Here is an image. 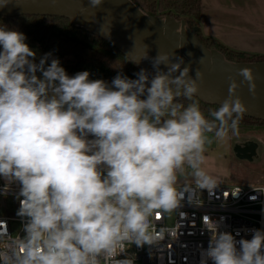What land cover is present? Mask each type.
I'll return each instance as SVG.
<instances>
[{
    "label": "clouds",
    "instance_id": "1",
    "mask_svg": "<svg viewBox=\"0 0 264 264\" xmlns=\"http://www.w3.org/2000/svg\"><path fill=\"white\" fill-rule=\"evenodd\" d=\"M26 40L0 25V178L5 193L20 186L24 221L23 237L0 233V264H134L128 245L151 249L172 231L154 227L157 215L218 187L206 152L239 135L246 105L237 93L242 84L257 93L254 71L230 78L227 98L206 116L193 99L205 74L191 76L182 57L158 52L153 73H117L109 83L89 71L69 75L51 52L37 62ZM145 59L148 51L132 63ZM181 177L191 183L178 186ZM214 223L200 264H264V228L237 240L240 231Z\"/></svg>",
    "mask_w": 264,
    "mask_h": 264
},
{
    "label": "water",
    "instance_id": "2",
    "mask_svg": "<svg viewBox=\"0 0 264 264\" xmlns=\"http://www.w3.org/2000/svg\"><path fill=\"white\" fill-rule=\"evenodd\" d=\"M0 16L69 19L75 26L106 38L134 61L143 59L148 51L149 59L139 63L147 71L146 66L152 67V58L158 52L173 54L174 58L182 57L184 66L192 68L191 76H195L196 69L204 72L196 97L207 104L219 106L227 98L230 78L242 81L243 77L238 75L242 68H251L256 82L264 81L263 63L228 62L219 51L203 45L197 36L201 31L199 27L191 29L185 21L171 17H150L131 0H104L102 7L97 9L90 7L89 0H11L7 7L0 8ZM98 24L105 28L108 37L92 29ZM237 94L246 105L243 116L264 121V88L257 85V93L253 95L248 86L242 84ZM236 151L238 153L240 149L236 148Z\"/></svg>",
    "mask_w": 264,
    "mask_h": 264
},
{
    "label": "trees",
    "instance_id": "3",
    "mask_svg": "<svg viewBox=\"0 0 264 264\" xmlns=\"http://www.w3.org/2000/svg\"><path fill=\"white\" fill-rule=\"evenodd\" d=\"M131 1L150 17H171L185 21L191 29L200 28L202 0ZM0 25L23 32L27 37L26 43L37 53V62L40 57L51 52L69 75L89 71L91 79H102L110 83L117 73L135 79V73L144 69L139 64L132 63L134 60L109 40L75 26L69 19L47 16L14 18L0 16ZM197 36L205 47L219 51L228 62L264 63V55L234 51L212 37L203 36L201 31ZM193 99L199 102L206 116L209 110L219 107L207 104L197 97ZM178 102L187 105L190 101L181 98ZM250 129L264 130V121L243 116L239 123V133Z\"/></svg>",
    "mask_w": 264,
    "mask_h": 264
},
{
    "label": "built area",
    "instance_id": "4",
    "mask_svg": "<svg viewBox=\"0 0 264 264\" xmlns=\"http://www.w3.org/2000/svg\"><path fill=\"white\" fill-rule=\"evenodd\" d=\"M19 190L20 186L14 183L5 193V183L0 184V197L15 201V211L0 216V233L7 232L13 235V239L24 235V221L17 215L20 207V200L17 199ZM196 200L198 203L194 204L185 200L171 214L161 212L153 219V225L158 231L161 228L172 230L165 232L156 247L150 249L147 246L137 248L128 245L125 255L134 254V264L137 261H142V264H200V246H208L211 230L216 227L214 222L219 223L220 231L233 234L240 231L237 240L242 237L251 238L247 229L264 228V185L218 184L211 194L207 190L198 192ZM205 217L210 220L206 221ZM0 247H6V243L0 244Z\"/></svg>",
    "mask_w": 264,
    "mask_h": 264
},
{
    "label": "crops",
    "instance_id": "5",
    "mask_svg": "<svg viewBox=\"0 0 264 264\" xmlns=\"http://www.w3.org/2000/svg\"><path fill=\"white\" fill-rule=\"evenodd\" d=\"M199 23L205 37L237 52L264 55V0H202ZM184 183L191 179L180 178L179 185Z\"/></svg>",
    "mask_w": 264,
    "mask_h": 264
},
{
    "label": "rangeland",
    "instance_id": "6",
    "mask_svg": "<svg viewBox=\"0 0 264 264\" xmlns=\"http://www.w3.org/2000/svg\"><path fill=\"white\" fill-rule=\"evenodd\" d=\"M236 148L240 149L238 153ZM204 168L217 184L263 186L264 130L250 129L238 136H230L224 143H213L206 152ZM11 201L0 197V215L15 211ZM136 264H142V261Z\"/></svg>",
    "mask_w": 264,
    "mask_h": 264
},
{
    "label": "bare ground",
    "instance_id": "7",
    "mask_svg": "<svg viewBox=\"0 0 264 264\" xmlns=\"http://www.w3.org/2000/svg\"><path fill=\"white\" fill-rule=\"evenodd\" d=\"M94 31H96V32H99V33H101V34H103L104 36H109V34H108V32L105 30V28L102 26V25H100V24H98V26L97 27H94V28H92ZM127 52V54H129V55H131L128 51H126ZM146 68L150 71V72H154V70H153V68L152 67H150L149 65H147L146 66ZM257 83V85H259V86H261L262 88H264V81H257L256 82Z\"/></svg>",
    "mask_w": 264,
    "mask_h": 264
}]
</instances>
